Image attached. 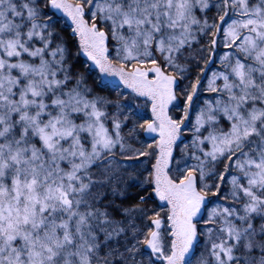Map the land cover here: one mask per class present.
I'll use <instances>...</instances> for the list:
<instances>
[{"label":"snow or ice","instance_id":"obj_1","mask_svg":"<svg viewBox=\"0 0 264 264\" xmlns=\"http://www.w3.org/2000/svg\"><path fill=\"white\" fill-rule=\"evenodd\" d=\"M0 264H264V0H0Z\"/></svg>","mask_w":264,"mask_h":264}]
</instances>
